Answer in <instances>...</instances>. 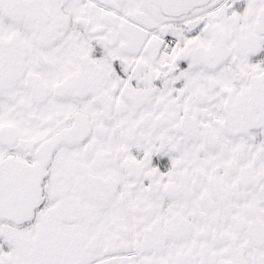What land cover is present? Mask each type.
<instances>
[{"label": "snow or ice", "instance_id": "snow-or-ice-1", "mask_svg": "<svg viewBox=\"0 0 264 264\" xmlns=\"http://www.w3.org/2000/svg\"><path fill=\"white\" fill-rule=\"evenodd\" d=\"M0 264H264V0H0Z\"/></svg>", "mask_w": 264, "mask_h": 264}]
</instances>
